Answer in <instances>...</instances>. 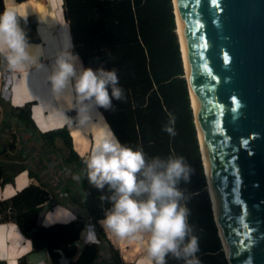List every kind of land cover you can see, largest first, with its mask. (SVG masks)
Masks as SVG:
<instances>
[{
  "label": "trees",
  "instance_id": "obj_1",
  "mask_svg": "<svg viewBox=\"0 0 264 264\" xmlns=\"http://www.w3.org/2000/svg\"><path fill=\"white\" fill-rule=\"evenodd\" d=\"M3 11V1L0 0V13ZM62 11L74 49L81 56L85 68H115L119 79L124 81L126 102L113 103L114 110L98 108L106 123L122 144L132 148L142 147L149 157L183 156L192 166L194 174L191 183H182L181 187L191 196L188 202L192 212L189 221L199 237L200 251L197 256L202 264H228L213 219L181 50L177 31L174 30L176 23L172 1L62 0ZM23 17L26 18H22L21 23L33 24L32 15ZM0 65L3 66L1 59ZM29 103L9 106L14 111L11 115L24 123V127H34ZM170 119H174L175 137L162 130ZM67 126L37 130V134L46 146L47 143L52 145L55 137L62 139L68 149L65 162L73 165L80 177V195L71 194L70 197L89 211L98 235L108 238L116 256L115 264H135L136 260L146 257L147 235L143 241L119 239L102 227L105 213L111 205L101 197L109 193L89 184L83 154L74 146ZM4 145L7 147L1 155L6 160H0V185L26 168L17 151L11 153L7 150L13 148L12 142L4 138L0 148ZM70 191L68 189L66 193L70 194ZM46 196V189L34 184L26 185L9 198L0 200V212L4 219L13 220L23 235L30 239L33 251L45 249L51 264H62V257L77 253L75 240L84 227V221L76 218L67 223L40 225L37 222L42 210L40 204ZM125 246L129 254L125 252V258H121L119 253ZM95 255L96 246L85 245L78 258L68 264H89ZM17 264H27L25 255L18 259ZM168 264L183 262L169 258Z\"/></svg>",
  "mask_w": 264,
  "mask_h": 264
},
{
  "label": "water",
  "instance_id": "obj_2",
  "mask_svg": "<svg viewBox=\"0 0 264 264\" xmlns=\"http://www.w3.org/2000/svg\"><path fill=\"white\" fill-rule=\"evenodd\" d=\"M178 2L223 236L235 264H264V0Z\"/></svg>",
  "mask_w": 264,
  "mask_h": 264
},
{
  "label": "clouds",
  "instance_id": "obj_3",
  "mask_svg": "<svg viewBox=\"0 0 264 264\" xmlns=\"http://www.w3.org/2000/svg\"><path fill=\"white\" fill-rule=\"evenodd\" d=\"M10 2L12 7L0 13V57L12 71L30 70L39 65L38 57L20 24L26 17L16 12L15 0ZM47 80L53 97L67 99L69 110L77 112L75 120L81 124L91 123L95 109L114 110L113 100L126 102L115 68H85L71 51L58 55ZM105 127L84 161L89 184L109 193L101 197L111 205L102 227L119 239L143 241L147 235L146 264H168L169 258L183 264H202L197 256L199 237L189 221L191 196L181 187L191 183L192 166L183 156L149 157L142 147L122 144L106 122ZM162 130L175 137L174 119ZM74 219L71 216L65 221ZM89 228V240L94 241L95 225Z\"/></svg>",
  "mask_w": 264,
  "mask_h": 264
},
{
  "label": "crops",
  "instance_id": "obj_4",
  "mask_svg": "<svg viewBox=\"0 0 264 264\" xmlns=\"http://www.w3.org/2000/svg\"><path fill=\"white\" fill-rule=\"evenodd\" d=\"M2 1L4 8L12 7L10 0ZM27 1L29 0H15V10L21 17L33 16V24L21 22L20 24L26 33L29 44L32 46V51L35 50L33 53L38 57L40 66L34 65L30 70L12 71L8 68L3 57H0L3 62V66L0 65V142L4 138L12 142L13 148H7V150L11 153L17 151V154L22 158L21 162L26 167L16 172L10 181L0 185V200L9 198L12 194L29 184L38 185L46 189L47 196L40 204L42 210L37 220L40 225L48 226L56 222L67 223L65 220L71 216L82 218L84 221V227L79 237L75 240L77 253L71 257H62L61 263L68 264L75 261L85 245L94 244L96 246V255L89 264H115L116 256L110 247L108 238L105 235H98L97 227L91 220L89 211L84 205L76 202V199L73 200L70 197L71 194L78 197L80 189L79 180L75 179V177L79 176L78 173H75L73 165L65 162L68 152L67 147L64 146L60 137H55L52 145L47 143L46 146V143L42 139L40 140L37 134V130L44 131L68 124L67 128L70 131L72 142L77 150L82 152L85 161L99 137L107 130L105 127L106 121L103 113L99 109H95L91 113V123L81 124L75 120L77 112L69 110L71 104L67 99L53 97L50 82L47 78L61 52L67 50L74 55H78L83 67L85 66L81 56L74 49L69 27L63 17L62 0L57 1V5L59 4L57 14L60 16L59 25L47 32L46 41L42 37V32L44 31L40 29L41 21L35 17L33 11L21 12L18 8ZM26 6H29V4H26ZM47 6L50 7L51 5L47 3ZM174 30L176 31V26ZM177 32L176 38L179 46ZM36 38L38 39L37 42L36 40H31ZM37 45L38 47H36ZM102 67L110 69L107 66ZM29 75H32L33 79L43 86V88L41 86V93L33 88L31 81L28 79ZM22 78L24 79L22 80ZM18 81L21 83H18ZM119 84L123 88L124 81L119 79ZM27 101H30V116L34 127L28 126L21 129L22 122L17 121L16 117L11 115L14 111L9 106H22ZM118 102L113 100L114 104ZM35 108L36 110L38 109L37 111L44 127H41L33 116ZM65 115L74 120H68ZM5 116L8 118H5ZM15 128L18 129L17 133H15ZM35 139H39V141L37 142ZM4 146H1V148ZM1 148L0 160H6L1 155L3 152ZM29 148L33 149L30 150ZM68 189L71 190L70 194L66 193ZM89 225H95L94 241L89 240L91 231ZM125 252L129 254L128 247H121L119 257L125 258L123 256ZM22 255H25L27 264H51L47 250L33 251L30 239L23 235L13 220L4 219L0 212V259L4 260L3 264H14ZM143 261L146 262L145 258H140L136 260L135 264Z\"/></svg>",
  "mask_w": 264,
  "mask_h": 264
},
{
  "label": "bare ground",
  "instance_id": "obj_5",
  "mask_svg": "<svg viewBox=\"0 0 264 264\" xmlns=\"http://www.w3.org/2000/svg\"><path fill=\"white\" fill-rule=\"evenodd\" d=\"M57 1H60V0H44V1L43 0H29L27 2H24L23 4H21L18 7L21 12H25L27 10L28 11L32 10L33 13L36 15V17L41 21L40 29L42 31H44V32H42V37L45 41L47 40V32L52 30V28H55L59 25L60 16L57 14L58 13L57 10L59 9V4L57 5ZM47 3H49L51 6L50 7L47 6ZM26 4H29V6H26ZM173 9H174L173 12L175 15L176 31H178L177 34H178L179 46L181 48L182 62H183L184 69H185L186 76H187L188 83H189L188 88H189L190 98L192 100V105H194L193 109H194V114H195V124L197 127V135H198V139H199L200 150H201V153L203 156V159H202L203 163H204L203 166L205 165V170L207 173L206 174L207 178H208L207 187L209 188V194H210L212 205H213L212 206L213 207V213H214L215 221L217 222L219 234H220L221 239H222V247H223L224 253L227 256L229 263L235 264L232 257L230 256V253L228 251V248H227L224 236H223L221 221H220V216H219V209L213 202V190H214V188H213L212 178H211V174H210L208 153H207V149H206L205 139L203 138V134H202V127H201V124L199 121V116L197 114V109H196L195 92H194L193 85L191 83V78H190V73H189L188 53H187V48H186V40H185V36L183 33V26L180 22V10H179L178 0H173ZM36 47H38V45ZM38 50H41V49H38ZM33 52H35V50ZM45 77H46V75H45ZM23 79L24 78H22V80ZM28 79L31 81L30 83H32L33 88L37 89V91L39 93H41L43 86L40 85V83L38 81L33 79L32 75L31 76L29 75ZM18 83H21V82L18 81ZM22 86H23V84H22ZM41 86H42V88H41ZM37 110H36V108L34 109L33 116L37 120V123H39V125L41 127H44V124L42 123ZM45 122H46V120H45Z\"/></svg>",
  "mask_w": 264,
  "mask_h": 264
},
{
  "label": "rangeland",
  "instance_id": "obj_6",
  "mask_svg": "<svg viewBox=\"0 0 264 264\" xmlns=\"http://www.w3.org/2000/svg\"><path fill=\"white\" fill-rule=\"evenodd\" d=\"M44 1V0H43ZM35 17H36V15H35ZM38 19V18H37ZM39 20V19H38ZM40 21V20H39ZM178 33V32H177ZM22 128H24V124L22 123L21 124V129ZM16 129V130H15ZM14 130H15V133H17L18 132V129L17 128H15ZM16 263H18V260L16 261ZM138 264H146V262L145 261H143V262H140V263H138Z\"/></svg>",
  "mask_w": 264,
  "mask_h": 264
}]
</instances>
